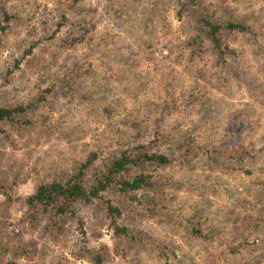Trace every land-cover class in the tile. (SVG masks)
<instances>
[{"label":"rangeland","instance_id":"rangeland-1","mask_svg":"<svg viewBox=\"0 0 264 264\" xmlns=\"http://www.w3.org/2000/svg\"><path fill=\"white\" fill-rule=\"evenodd\" d=\"M196 11L244 26L223 57L194 43ZM19 105L28 124L0 133V264H264V0H0V106ZM136 146L170 163L134 200L104 196L120 215L79 202L30 223L38 185Z\"/></svg>","mask_w":264,"mask_h":264},{"label":"trees","instance_id":"trees-1","mask_svg":"<svg viewBox=\"0 0 264 264\" xmlns=\"http://www.w3.org/2000/svg\"><path fill=\"white\" fill-rule=\"evenodd\" d=\"M196 12L197 24L194 43L201 41V37L208 38L219 57H223L221 33L245 31L241 24H217L203 15L202 12ZM32 107L33 105H19L11 108L0 106V133L2 132V125H12L16 121L19 123L24 121L23 124H28L25 122V114ZM88 161L75 168L67 176L38 185L35 192L24 200L30 223L37 222L43 217H48L52 221L56 218L61 219L66 215L71 216L76 203L93 201L101 202L106 215L117 217L120 215L119 208L113 206L104 196L117 194L134 200V194L154 185V181L151 180L148 173L149 169L152 166L162 167L170 163L166 156L148 153L143 149V146H136L132 150L119 152L109 158L100 170L92 174L85 172V168L90 164ZM5 185L0 178V192L6 201L10 202L9 193L5 190L7 185ZM113 229L114 235L123 243L126 242L133 246L139 243L136 233L132 230L118 225H115ZM90 260L94 264H101V260L93 256V253Z\"/></svg>","mask_w":264,"mask_h":264}]
</instances>
